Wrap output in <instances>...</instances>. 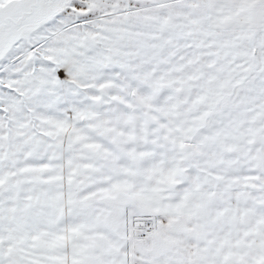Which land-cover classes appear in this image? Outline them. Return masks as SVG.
I'll return each instance as SVG.
<instances>
[{
  "label": "snow or ice",
  "instance_id": "6c2138e0",
  "mask_svg": "<svg viewBox=\"0 0 264 264\" xmlns=\"http://www.w3.org/2000/svg\"><path fill=\"white\" fill-rule=\"evenodd\" d=\"M0 264H264V0H0Z\"/></svg>",
  "mask_w": 264,
  "mask_h": 264
}]
</instances>
